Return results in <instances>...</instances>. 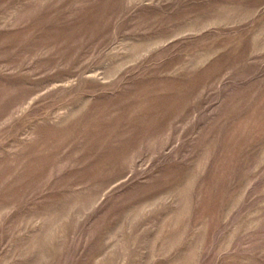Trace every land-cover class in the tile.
<instances>
[{"label": "rangeland", "instance_id": "rangeland-1", "mask_svg": "<svg viewBox=\"0 0 264 264\" xmlns=\"http://www.w3.org/2000/svg\"><path fill=\"white\" fill-rule=\"evenodd\" d=\"M0 264H264V0H0Z\"/></svg>", "mask_w": 264, "mask_h": 264}]
</instances>
